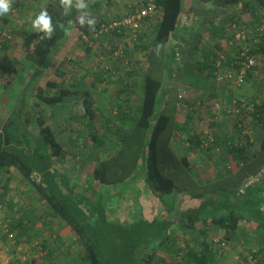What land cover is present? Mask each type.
Listing matches in <instances>:
<instances>
[{
	"label": "trees",
	"instance_id": "16d2710c",
	"mask_svg": "<svg viewBox=\"0 0 264 264\" xmlns=\"http://www.w3.org/2000/svg\"><path fill=\"white\" fill-rule=\"evenodd\" d=\"M154 1L161 14L156 23H152L150 34L141 30L135 40V47L146 55L140 105H131L134 94L138 93L132 83L135 61L126 76L115 78L125 87L118 93L119 100L113 102L114 107H106L101 130L94 125L96 112L92 91L89 88L80 90L85 85L83 79L88 75V69L77 74L62 68L41 82L43 71L53 64L54 57L73 28L94 41L99 32V35L109 31V34L123 36L130 29L108 28L111 21L106 19V3L103 5L101 0H86L88 8L85 11L95 19L92 28L78 23L81 10L75 7V0L67 15L61 0H48L45 9L55 25L53 36L38 40L37 36L44 33H34L32 28L26 34L29 41L27 55L36 67L42 68H35L32 79L5 122L0 116V172L8 174L4 181L2 179L5 187H9L15 175L29 183L45 202L46 209L39 212L37 207H30L27 223L15 219L5 224L7 228L1 238L9 239L10 232L15 235V248L11 251L13 256L9 264H39V260L44 259L40 252L45 250L47 254L43 256L52 261L65 239L56 235V229H53L55 218L61 225L68 226L75 236L74 241L81 246L80 264H166L162 255L164 247L174 253L170 264L175 260L176 264H217L220 247L243 241L240 235L242 221H254L259 236L255 235L256 240L254 237L244 240L243 248L247 253L244 257L241 255L244 260L239 264H264V97H251L245 104L238 101L236 106L242 108V112L234 126L236 131L231 136L216 133L214 140L204 146L206 135L192 125L198 102L183 97L189 106L184 108L181 96L183 87L195 79L204 82L205 90L198 95L200 103L215 99L223 104V108L226 103H232L230 89L226 93L227 88L216 84L217 73L222 67L238 72L247 57L242 55L246 47L249 48L246 51L248 55H264V0H195L191 10L201 15L199 24L209 31L211 37L205 42L202 31L188 32L186 28L179 27L184 0ZM236 3H241L248 23L240 19L242 16H233V42L229 40V48L225 51L226 44L221 41L226 27L219 25L217 18L230 12L231 5ZM95 8L104 14L100 19L92 13ZM134 12L135 8H129L124 16L117 19ZM0 29H5L4 24ZM238 29L245 30L243 42L235 40ZM172 38L176 39L174 44H171ZM3 47L8 46L5 43ZM84 47L90 52L91 46L85 44ZM190 60L193 61L194 72L202 78L190 76L184 70ZM107 73L111 78L108 70L98 71L92 86L96 88L105 80L113 82V78V81L107 78ZM249 77L246 76L245 81ZM30 95L35 97L33 104L28 102ZM77 95L84 96V116L87 117L96 161L90 176L84 179L78 176L77 171L65 168L63 163L68 153L43 112H37L41 103L56 109ZM248 116L252 117L250 124L254 131L261 133L258 148L254 147L250 135L244 132L245 126H242ZM217 145L223 147L218 158L222 161L220 165H224L228 155L235 162L240 161V165L236 164L237 168L232 171L228 168L219 170L218 177L211 180H202L192 153H209ZM74 154L77 155L76 152ZM86 162L87 159L81 165ZM139 179L159 198L163 207L159 216L151 221L140 214L136 218L111 219L110 215L116 212L118 205L109 201V188L123 183L129 185ZM183 192L197 203L178 208L177 202ZM46 216L49 223L44 222ZM210 226L223 230V238L218 242L208 237ZM179 229H185L183 240L175 237ZM45 231L49 232L48 237H43ZM19 245L24 251L17 250ZM253 247H259V250L254 251ZM21 254L25 255V261H22ZM50 261L47 260L48 263Z\"/></svg>",
	"mask_w": 264,
	"mask_h": 264
},
{
	"label": "rangeland",
	"instance_id": "374dc122",
	"mask_svg": "<svg viewBox=\"0 0 264 264\" xmlns=\"http://www.w3.org/2000/svg\"><path fill=\"white\" fill-rule=\"evenodd\" d=\"M32 6H36L40 3L39 0H31ZM114 2H111L106 0V19L108 21H111L108 28H111V24L114 21H117V17L124 16L126 12L125 5H123V1L125 3H128L131 1V3H134L133 0H113ZM135 5L132 8H137L141 6V4L145 0H134ZM26 3H29V0H26ZM24 3V5H27ZM17 6H20L19 3H13L12 2V8H15ZM40 7V6H39ZM32 8V7H29ZM27 10V9H25ZM17 12V11H16ZM97 8L93 9L92 13L94 14L97 19H100L104 14ZM25 12L20 10L15 16H10L7 18V21L9 22V29L13 33V39L12 41L7 42V46H10L14 43H16L18 40H21L17 42L18 46L15 45L10 46L9 50L5 47L0 48V115L5 118L4 115L7 113H10L11 110L16 106V103L22 96V92L24 91L26 85L28 82L32 79L33 74L35 72V68H42L41 66L36 67L35 63L29 59L26 52H28V40L26 39L27 35L31 31V23L32 18H35V16L39 13V11L34 14V16H31V13ZM10 14H13L12 11H10ZM159 16V15H158ZM158 16L150 17L149 19H145L142 23L140 30L137 32L145 31L147 30V34H150L152 31V23H155L158 19ZM12 19V20H11ZM121 19V18H119ZM185 20V19H184ZM1 22V21H0ZM7 22V23H8ZM0 28H3L2 22L0 23ZM21 26L22 29H21ZM13 27V28H12ZM20 27V29H19ZM145 27V28H144ZM105 31H106V27ZM144 28V29H143ZM100 33V32H99ZM95 35L97 39L94 41L91 38H88L89 40H86L83 38V35L81 31L78 29L73 30L69 33L68 37L66 38L65 42L63 43L61 50L59 53L54 57L53 64L46 68V70L43 71V74L41 77V82H44L47 78H49L52 74H56L59 72L62 68L63 69H71L73 72H76L77 74H83L84 71H87L86 78L83 79L85 82L84 86H81V91L85 89H90L92 91L91 99L94 102L93 107L96 112V117L94 119V125L98 130H101L102 124L104 122V118L106 116L105 110L107 108L114 107L113 102L119 100L120 95L118 93H121L122 89L125 87L122 85V82H119L118 80H115L118 76H126V72L128 68L131 66H134L135 61V67L133 68L135 70V73L132 77V83L136 86L137 92L134 95V98L131 102V105L133 107H137L140 105V95L141 91L144 88V80H143V73L144 69L146 67V55L142 50L137 49L135 47V40L137 39L138 35L135 37L132 30H129V33L123 36H118L116 34H109L110 32L105 34L101 33L99 35ZM203 37L204 42L209 40L210 33L203 31ZM27 40V41H26ZM25 42V46H24ZM176 42L175 38L171 39V44H174ZM88 44L91 46L90 52L85 50L84 45ZM229 44V43H228ZM229 48V46H228ZM7 51V52H6ZM6 52V53H5ZM55 52H53L54 54ZM223 53V52H222ZM2 54H5V58H2ZM223 55V54H222ZM257 62L251 69L248 70V75L250 76L247 81H245L243 84L238 85L236 83V79H233V81H228L227 79L219 80L217 77V85H220L221 87L226 89V93L231 91V94H233L232 97V103H226L227 105L225 108H223V104L220 103V101L212 99L209 101V103H200L202 102L198 95L204 92L205 88L203 81H196L195 79L190 80L187 83V86L185 85L183 87V90H181V96L182 98L185 97L187 100L196 101L197 103V110L195 111V122L192 123L193 128L197 131H201L204 134L206 131L210 132L213 136L217 133L219 135H225L231 136L233 132L236 131L234 128L235 124L237 123V120L239 122V115L242 112V108L236 106L239 102L248 103L249 99L252 97H257L259 99H262L264 97L263 87H264V55L259 53L257 55ZM192 60V59H191ZM187 61L185 66L187 68H184V70L190 74V76H195L197 78H202L198 74H196L193 70V61ZM130 61L132 62L130 64ZM123 62V63H122ZM80 66H83L80 68ZM184 66V67H185ZM223 72H225L229 67H222ZM108 70L110 75H112L111 79L109 78V74L107 73V78L109 80H112L113 82L103 81L98 84V87L94 88L92 86V81L95 78V74L100 70ZM46 71V72H45ZM219 72V71H218ZM250 72V73H249ZM247 75V76H248ZM218 76V73H217ZM228 88L230 89L228 91ZM29 103L33 104L35 101V97L29 96ZM184 99V98H183ZM185 99L183 100V107L188 108ZM229 99V98H228ZM227 99H224L226 101ZM202 104V105H200ZM243 104V105H244ZM242 105V106H243ZM84 96L79 97V95L75 97L69 98V100L62 104L59 108L54 109V107L45 105L44 103H41L40 108L37 110V112L41 111L43 112L46 120L50 125L53 126V129L57 135V137L62 142L66 152L68 153L67 159L64 160L63 165L65 168H69L70 170H73V172L77 171V174L79 177H89L90 173L92 172L93 166L96 164L94 153H93V147H92V141L89 137V128L87 127V117L84 116ZM195 107V106H193ZM250 109V106L247 107ZM104 111V115L102 112ZM249 114V113H248ZM1 117V119H2ZM251 116H248L247 119H245V123L242 124V126H245L244 132H246L248 135H250L251 140L254 142V147H259L260 144V137L261 133H256L254 131V127L250 124L251 123ZM2 119V120H3ZM195 123V124H194ZM214 150L210 151L211 154H213L214 160L209 164V166L217 167L218 164L216 160L218 157H221L222 155V149L223 147L220 145L214 146ZM254 149V148H253ZM77 153L75 155L74 153ZM197 153L205 154V152L198 151ZM194 157L193 153L192 156ZM87 159V162L84 165L83 161ZM81 160V161H80ZM193 160V159H192ZM78 161L77 163H75ZM80 161V162H79ZM194 161V160H193ZM239 162H235V160L232 157V160L229 164L224 163V165H220L218 170L226 171V168L229 170H235L237 168L236 164L240 165ZM194 164H196L194 162ZM222 171V172H223ZM8 174L2 175V179H6ZM95 184V183H94ZM2 181L0 182V198L4 199L6 204L8 203V200L13 196V194L17 195H24L26 194V203L30 207H33L34 204H36L37 208H39V212H42V210L45 208L43 201L39 198L38 194L33 190L31 185L21 178H19L18 175H15L8 184L9 187H6L7 191H2ZM119 187L113 189L114 195H111L109 198V201L118 205L119 209L117 212H113V216L115 217L118 215L120 216H128L130 209L129 205L132 204L133 196L132 193L130 195L124 194V192H121L119 194ZM106 192V189L104 190ZM103 191V192H104ZM116 193V194H115ZM185 194V193H184ZM25 196V195H24ZM186 198H184L185 203L182 204V206H188L192 205L194 202V199L190 198V195L186 193ZM190 199V201H189ZM40 204V205H39ZM39 205V206H38ZM5 206V205H4ZM1 207V205H0ZM30 207H28L30 209ZM27 208V209H28ZM13 209V208H12ZM19 207L14 211L13 214L17 216V214H20ZM38 211V210H37ZM22 212V211H21ZM6 213L9 216V210L2 207L1 215H0V234H2L3 230H6L7 223L2 222L3 219H6ZM5 221V220H4ZM244 228L242 225L241 230ZM57 229V228H56ZM209 235H215L213 229H208ZM241 232V231H240ZM68 238L64 239V243L61 244L64 247H67V249L70 251L69 253H60V259L63 264H67V262H71V260H74L75 264H79L80 262V253H81V246L76 243L73 239L72 234H68L66 236ZM75 238V237H74ZM217 238V236L212 237ZM222 239V238H218ZM215 241V239H214ZM0 242L3 245V248L5 249V252H3V257H6L9 260H11L13 254L12 250L15 248L14 242L11 240H7V242ZM234 248L238 249H228L227 247L222 248L220 247L221 252V259L224 260L222 264H239L243 259V255L247 253V251L244 250V248L241 246L239 248V244L235 243L233 244ZM232 245V247H233ZM63 247V248H64ZM60 249V248H58ZM239 249H242L244 252L240 253ZM17 250L24 251V248H22L20 245L17 247ZM226 250H229L227 252ZM256 251V250H254ZM75 252H77L75 254ZM227 252V253H226ZM226 253V254H224ZM16 255V254H14ZM19 253H17L16 256H18ZM241 255L243 257H241ZM247 255V254H246ZM245 255V256H246ZM22 256V261H25ZM72 259H71V258ZM171 259V257H169Z\"/></svg>",
	"mask_w": 264,
	"mask_h": 264
},
{
	"label": "crops",
	"instance_id": "0c3cea01",
	"mask_svg": "<svg viewBox=\"0 0 264 264\" xmlns=\"http://www.w3.org/2000/svg\"><path fill=\"white\" fill-rule=\"evenodd\" d=\"M39 1L41 3V4H39L40 7L38 5H36V6L30 5L31 2H32L31 0H29V3H26V0H12L13 3H15V2L16 3H19L20 6H17L15 8H12L11 11H12L13 14H9V16L4 17L6 20H4V18H1L0 21L2 22V24H4V26L9 27V25H10L9 22L11 23V21L8 22L7 21V18H9L11 15L16 17V14L19 15L18 13L20 12V10L25 11V12H29L28 14L31 13V16L33 17L34 14H36L38 11L40 12L41 9H45L46 6H47V4H48V0H39ZM101 1L103 2V5L106 3V0H101ZM108 1H110V3L111 2H114L113 0H108ZM127 2H128V0H127ZM133 2L134 3H131V1L128 2V3H125V1H123V5H125V8L127 9L126 12H125V14L127 13V11H129V8L134 7L135 1L133 0ZM24 3H26L27 5H24ZM194 4H195V0H184V11H183V13L181 14V17H180L179 27L180 28H184V29L186 28V30H188V32H190L192 30H198L199 32H201V31L202 32L203 31L204 32H209L208 30H206L205 28H203L199 24L201 15L199 13L191 10V7ZM29 7H32V8H29ZM104 7H106V5H104ZM25 9H27V10H25ZM105 10H104V14H106V11ZM226 10H229V9L227 8ZM263 13H264V11H263ZM233 16L234 17L242 16V18H240V19H243V22L244 23L245 22L248 23V21H247L248 19H247L246 12H243L242 11V5H241V3H236L234 5H231L230 12L221 14L220 17L217 18V22L219 23V25L226 27V31L224 33V39H222V41H221L222 43L224 42L226 44L224 46L225 51L228 50V46H229L228 45V42H229V40H231V42H233V40L231 39V34H232L231 25L233 24L232 22L234 21L233 20V18H234ZM32 19H34V18H32ZM244 23H243V25H244ZM22 27L23 26H21V29H22ZM19 29H20V27H19ZM73 30H76V29L73 28L72 31ZM12 31H11V33H12ZM12 39H13V37H12ZM19 41H21V40H18L17 42H19ZM17 42L14 43V44H12V45H15L17 47L18 44L21 43V42H19L17 44ZM12 45H10V46H12ZM10 46L6 47L7 51L9 50ZM24 46H25V42H24ZM224 49L222 51H224ZM26 54H28V52H26ZM5 57H6L5 54L4 55L2 54V58H5ZM226 88L227 87H225L224 89H226ZM263 92H264V87H263ZM9 114L10 113H7L6 115H4L5 116L4 119L0 115L2 117V119H3L2 120L3 122L6 121V119L9 116ZM194 122H195V120H194ZM193 155H194V157H192V159L196 163L195 164L196 165V168H197V170H198V172L200 174V178L202 180L207 181V180H211L214 177L215 178L218 177L217 175H218V171L219 170H218L217 167H219L220 164H221V162H222V161H220V159H217L218 161L216 160L218 166L212 168L211 166H209V164H212L210 162H212L214 160L213 154H211L210 152L209 153L206 152L205 154H202V153H193ZM226 160L227 161H223V162L226 163V164H229L231 162V160H232V156L228 155L226 157ZM13 171L15 172V170H11V172H13ZM2 175H3V173L0 172V182L2 181ZM1 187L3 188L2 189L3 192H6L7 191V189H6V187L4 185H2ZM115 187L116 188L119 187V189H120L117 194H119L121 192H124V194L130 195L132 193L133 200L131 201L132 204L129 205L130 212H129L128 216H123L122 217V216L118 215V217L117 216L112 217L113 216L112 215L113 213L111 212L112 213L111 214L112 216L110 215L111 216V219H116V218L129 219V218H133V217L136 218L140 214L145 219L151 221V220L157 218L159 216L158 214L163 209V207H162V205L160 203L159 198H157L154 194H152L150 192V190L142 182V179H139L135 183H131L129 185L127 183H123V184L111 186L109 188L110 189V196L111 195H114V193L112 191H113V189ZM24 195H22V196L17 195L16 196L15 194H13V196H11V198L8 200V203L7 204H6V202H5L4 199H1L0 198V205H1V207H0V215H1L2 207H4V208H6V209L9 210V216L6 213V215H7L6 216V221H4L5 219H3L2 222H5V223L8 224V222H13L15 219L23 220L25 223L28 222V220L30 219V217L28 215L30 213L29 212L30 209L28 207H30V206L27 205V203H26V200H27L26 199V194H24ZM185 195H186V192H183L181 194V196H180V198H179V200L177 202V207L178 208L184 209V208L188 207V206H182V204L185 203V201H184V198H186ZM110 196H109V198H110ZM190 198H191V196H190ZM189 201H190V199H189ZM198 201L200 202V200H198ZM43 203H44V207L46 209L45 202H43ZM196 203H197V201L194 200V202L192 203V205H189V206H193ZM18 207L20 208V209H18V211H20V214H17V216H16L13 213H14V211ZM35 207H37L36 204L33 205V208H35ZM22 209L25 210V211L24 212H21ZM116 209L118 211L119 206H116ZM37 210H39V208H37ZM39 222H41V221H39ZM44 222H48V223L50 222L48 220L47 216H46V219L44 218ZM53 222H55V225H54L53 229L55 230L57 228L56 229V235L58 234V236H61V237H63V238L66 239V238H68L66 236H68V234L70 233V234H72L73 239H74L75 236H74V234L72 232L69 231L67 225H61L60 220H58L57 218H55L53 220ZM242 222H243L242 225L244 226V228L242 230H240L241 231L240 232V235H241V238H242L241 240H243V241L239 243V248H241V246L242 247L245 246V244H244V240L245 239H250V238H253V237L255 239L256 236L257 237L259 236L258 235V230L256 229V225H254L255 224L254 221H246V220H243ZM37 224H38V226L41 225V223H37ZM210 229H213L214 230V234H215V235H209V233H208L209 230H208L207 233H208V237L210 239H212V240L215 239V241L218 242L220 240L218 238H223V230L221 228H218L217 226L216 227L215 226H210ZM184 231H185V229H179L176 232V234H175L176 239L183 240L186 237V235L184 234L185 233ZM48 235H49V232L48 231L47 232L45 231L43 237H48ZM213 236H215V237L217 236V238H214L213 239L212 238ZM7 240L6 239H2L1 238V234H0V242H3V241L7 242ZM5 242H4V244H5ZM232 245L233 244L230 243L229 247H227V248L228 249H238V248H234V245L232 247ZM262 245L263 244L260 241L259 247H261ZM63 247H64L63 245L62 246L60 245V247H59L60 249H57L55 251V258L52 261H50V259L48 257L43 256L44 253H45V255L47 254V250H45V252H40V255L42 257H44V259H40L39 260L40 261L39 264H63L62 261L59 260L60 259V253L62 254V253H69L70 252L67 249V247H64V248ZM259 247L258 248L253 247L252 249L257 251V249L259 250ZM168 250H169L168 247H164L162 249V255H163V257H165L164 261H165L166 264H170L173 261V256H174V253L172 254L171 251L169 252ZM59 251H60V253H59ZM226 251L229 252V250H226ZM3 252H5V249L3 248V245L0 243V264H9V261L10 260L8 261V259L6 257H3L2 256L3 255ZM239 252L240 253L241 252L243 253V250L242 249H239ZM76 253L77 252H75V254ZM226 253H224V254H226ZM263 256H264V254H263ZM169 257H171V259ZM221 258L222 257L220 256V260H219V262L217 264H222L224 262V260H222ZM47 260L50 261V262L48 263ZM176 261L177 260H175V262L172 263V264H176ZM80 262H79V264H80ZM238 263H240V262H238ZM67 264H75V263H74V260H71V262H69V263L67 262ZM84 264H85V262H84ZM162 264H163V262H162Z\"/></svg>",
	"mask_w": 264,
	"mask_h": 264
},
{
	"label": "built area",
	"instance_id": "2783aa9c",
	"mask_svg": "<svg viewBox=\"0 0 264 264\" xmlns=\"http://www.w3.org/2000/svg\"><path fill=\"white\" fill-rule=\"evenodd\" d=\"M161 13L160 8L157 6L154 0H147L146 2H143L141 6L137 7L135 9V12L127 17H123L121 19H117V21H114L111 24V28H125L128 27L132 32L134 33V36L136 37L138 32L140 30V27L144 21V19H148L150 17L158 16ZM264 28V23L263 26ZM126 29V28H125ZM121 30V29H120ZM123 30V29H122ZM245 30L244 29H238L235 34V40L238 42H243L245 39ZM13 34L11 33V30L9 27L5 26V29H0V48L3 47V45L9 41L12 40ZM88 36L83 35V38L86 40H89L87 38ZM242 52V55H247L246 59H244L243 64L238 72H234L231 69L226 70L223 72V69L219 70L218 72V79L224 80L227 79L228 81H233V79H236V83L241 85L246 79V76L248 74V70L251 69L257 62V55H248L246 51L249 49L248 47L245 48ZM206 137L204 138V146H208L210 142L214 140V136L206 131L205 133ZM15 235L14 233H9V240L14 242ZM23 258H25V255L23 254ZM256 260H254L255 262Z\"/></svg>",
	"mask_w": 264,
	"mask_h": 264
},
{
	"label": "clouds",
	"instance_id": "9594fccd",
	"mask_svg": "<svg viewBox=\"0 0 264 264\" xmlns=\"http://www.w3.org/2000/svg\"><path fill=\"white\" fill-rule=\"evenodd\" d=\"M61 5L64 9V14L67 15L73 7V0H61ZM11 7L12 0H0V18L9 16ZM75 7L81 10V14L77 17L78 23L81 26L87 24L90 28L94 27L95 19L90 17V14L85 11L88 8L86 0H75ZM31 27L34 33H44L43 36H37L38 40L51 38L55 31L52 16L49 15L46 9L40 10V12L32 20ZM250 182H252V180H250Z\"/></svg>",
	"mask_w": 264,
	"mask_h": 264
}]
</instances>
